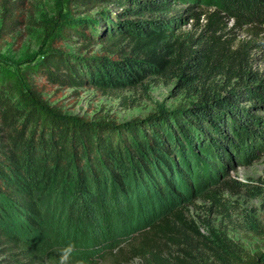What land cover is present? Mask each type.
<instances>
[{
  "label": "trees",
  "instance_id": "16d2710c",
  "mask_svg": "<svg viewBox=\"0 0 264 264\" xmlns=\"http://www.w3.org/2000/svg\"><path fill=\"white\" fill-rule=\"evenodd\" d=\"M9 1L1 3L7 16L13 15ZM171 1L59 0L55 19L44 27L39 58L29 59L22 69L0 62V252L9 255L8 264H46L48 250L32 239H22L16 221L40 229L42 197L73 185L82 193L81 204L94 214L114 199L118 216L121 210L133 212L135 205L141 211L167 204L110 250L111 264H132L135 258L139 264H190L196 261L194 241L206 246L208 238L180 201L184 193L216 182L223 167L230 166L231 152L245 155L242 148L255 138V126L262 121L239 103L246 93L264 106L263 83L224 95L212 92L187 106L117 124L64 115L47 103L36 81L44 77L52 85L119 89L140 84L148 74H163L170 65L180 70L193 65L184 78L192 84L201 79L197 73L205 70V63L198 61L204 55L198 49L179 52V35L169 23L179 22L187 11V16L202 17L208 37L199 51L205 48L207 53L216 33L225 28L223 17L235 24L264 26V0H202L207 9L201 12L191 11V6L175 11L177 2ZM124 2L133 7L115 17L106 9L99 12L100 34L95 31L98 19L72 14L76 7L91 10ZM146 10L175 13L151 20L129 19ZM73 36L82 47L98 39L108 53L80 55L59 46ZM258 136L264 143V134H256L255 139ZM111 192L115 197L107 200ZM202 197L213 205L222 201L214 187ZM250 264H264V250Z\"/></svg>",
  "mask_w": 264,
  "mask_h": 264
},
{
  "label": "rangeland",
  "instance_id": "374dc122",
  "mask_svg": "<svg viewBox=\"0 0 264 264\" xmlns=\"http://www.w3.org/2000/svg\"><path fill=\"white\" fill-rule=\"evenodd\" d=\"M2 1L0 62L11 69H22L29 59L39 58L37 50L44 36V27L55 19L59 0H10L9 3H13L11 16H7ZM171 2H177L175 11L189 6L195 12L207 9L202 0ZM124 3L103 4L91 10L76 7L72 9V14L78 18L98 19L95 31L100 34L99 12L106 9L115 17L118 12L133 7L131 3ZM189 12L184 13L179 22L169 25L172 26L171 31L179 35V52L198 49L197 53L204 55V58L198 59L205 63V70L197 73L201 76L199 81L191 84L190 79L184 80L195 68L193 65L183 66L181 70L170 65L163 74H148L140 84L119 89L102 90L91 85L65 87L52 85L44 77H39L36 81L43 98L64 115L91 122L118 124L187 106L212 92L224 95L228 90L237 91L246 86L264 84V26L235 24L232 19L223 17L221 22L225 28L216 33L217 40L209 41L207 49L210 52L207 53L205 48L201 52V44L208 37L203 31L204 19L187 16ZM174 13L164 15L146 10L142 16L131 15L129 19L151 20L171 17ZM103 45L97 39L89 46L82 47L77 36L59 44L68 52L80 55L108 53V48ZM243 95L240 107L262 121L255 126L257 132L253 136L256 138V134H264V106L260 99L246 96V93ZM260 97L264 98V91L260 92ZM255 138L247 140V147L242 148L245 155L231 152L230 166L223 167L216 182L208 183L203 190L184 193L181 205L200 233L208 238L206 246L201 240L194 241L196 261H190V264H250L251 258L264 250V143L259 136ZM212 187L219 191L222 198L220 205H213L202 197ZM54 195L56 198L51 202ZM113 197L111 192L107 200ZM82 200L81 191L73 185L61 193L51 192L42 197V218L37 226L40 229L16 221L17 234L22 239H32L48 250L46 264H57L59 250L69 241L76 245L73 264L81 259L88 264H111L110 250L131 237L148 220L158 216L167 205L148 206L141 211L135 205L133 212L121 210L118 216L114 199L107 206L96 209L95 215L86 208L87 205L81 204ZM65 203H68L67 206H64ZM9 259V255L0 252V264H8ZM139 263V259L135 258L132 264Z\"/></svg>",
  "mask_w": 264,
  "mask_h": 264
},
{
  "label": "clouds",
  "instance_id": "9594fccd",
  "mask_svg": "<svg viewBox=\"0 0 264 264\" xmlns=\"http://www.w3.org/2000/svg\"><path fill=\"white\" fill-rule=\"evenodd\" d=\"M76 253V245L69 241L59 250L57 264H73V255ZM75 264H88L86 260H77Z\"/></svg>",
  "mask_w": 264,
  "mask_h": 264
}]
</instances>
